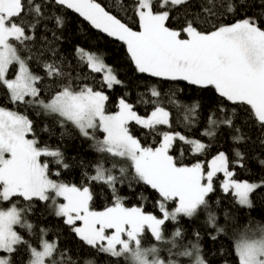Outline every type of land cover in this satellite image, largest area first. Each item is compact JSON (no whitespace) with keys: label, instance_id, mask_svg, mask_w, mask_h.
Returning a JSON list of instances; mask_svg holds the SVG:
<instances>
[{"label":"snow or ice","instance_id":"1","mask_svg":"<svg viewBox=\"0 0 264 264\" xmlns=\"http://www.w3.org/2000/svg\"><path fill=\"white\" fill-rule=\"evenodd\" d=\"M189 2L132 0L133 17L139 23V31H136L105 10L96 0H53L56 5L74 10L109 37L122 41L137 72L170 81H186L201 88L211 87L225 102L250 106L251 117L264 128V29L252 18L219 25L210 31L198 30L195 20H188L180 29L166 26L171 18V8ZM208 5H213V0H206L204 10L214 15ZM223 6L221 3L220 7ZM226 7L229 13L237 10L230 0ZM260 7H264V0ZM42 11V5L36 4L35 0H27L26 4L25 0H0V87H6L12 102L39 104L45 112L58 114L62 118L61 123L70 122L84 137L90 135L89 130H102L104 138L96 142L97 150L130 162L128 167L134 169V178L150 186L162 198L159 209L163 218L146 213L140 207H126L116 195L114 185L118 177L103 165H97L96 174L88 179L101 181L111 188L114 203L102 211L92 210L90 201L93 196L88 186L81 188L75 184L55 182L49 179V164L40 162L39 158L44 156L54 158L57 165L63 164L62 153L42 150L35 139L26 138V134L33 131V122L26 115L0 107V202H10L13 197H22L29 202L25 208L13 205L0 209V251L13 254L18 245H27L28 242L13 226L19 225L32 231L33 225L24 219V213L31 209L33 198L47 201L62 197L65 202L55 207V215L65 218L64 222L87 245L111 257H124L127 264H164L158 258L155 246H141L142 234L146 229L150 230L151 235L159 241L163 239L161 226L166 220L176 221L178 214L192 218L201 207L207 210L206 197L213 192V178L217 173L224 174L221 187L225 193L232 189L239 205L251 206L249 194L261 185L233 179L225 153L221 152L211 160L205 177L201 163L191 166L178 164L169 154L177 138L191 144L195 153L204 150L205 144L195 140L186 141L179 133L163 132L158 146H143L130 133V121L148 129L149 133L155 132L159 125H167L169 113L163 107L154 106V110L145 118L137 115L133 105L121 98L119 110L106 114L105 102L109 97L105 91L73 80L56 61L43 62L45 75L54 78L53 84L58 85L55 95L48 102L40 100V89L36 82L43 78L29 70L27 61L22 58L14 42L25 45L33 40V36L27 34L30 25L22 16L27 13L29 17H39ZM54 19L58 25L63 23L60 16ZM31 27L35 28L36 25L32 24ZM76 52L81 59H86L87 66L93 71H105L106 65L95 54L79 47ZM13 65H18V71L13 79H9L10 66ZM102 83L108 89L122 84L111 68L105 71ZM151 95L158 97L160 93L152 88ZM198 107V103L193 104L187 108V112L194 114ZM209 123L216 126L217 121L210 116ZM220 123L231 126L233 122L229 118ZM239 131L236 129L237 133ZM207 135L211 136L212 132L209 131ZM243 139L239 134L233 136L237 142ZM235 155L238 162L242 153L237 150ZM260 163L264 165V160ZM63 166L68 167L67 164ZM127 170V167L120 169L122 174ZM205 179L207 182L202 183ZM49 192L54 193V197H50ZM168 201L176 204L171 212L165 209L164 202ZM77 221L82 223L77 226ZM215 221L216 214L207 211V222L214 224ZM106 230L113 231L107 235ZM216 231L220 233L224 229L218 228ZM182 235L180 229L173 233L175 237ZM212 239L214 241L216 237ZM39 247L42 250L28 245L29 264H49L46 258L54 256V243L42 240ZM192 247L194 252L185 251L183 255H195V264H205L199 254V246ZM235 251L239 264H264V226L257 224L255 228H246L235 241ZM0 264L13 262L10 256H0ZM85 264L90 262L85 261ZM168 264L174 262L169 261Z\"/></svg>","mask_w":264,"mask_h":264},{"label":"trees","instance_id":"2","mask_svg":"<svg viewBox=\"0 0 264 264\" xmlns=\"http://www.w3.org/2000/svg\"><path fill=\"white\" fill-rule=\"evenodd\" d=\"M96 2L122 23L139 31L138 20L133 17L132 0ZM227 2L229 0H213V5L208 6L212 8L214 15L204 10L206 0H190L188 4L174 8L169 6L171 18L166 22V26L180 29L188 20H195L198 30L210 31L219 25L252 18L261 29H264V7H260L262 0H230L237 6V10L231 13L227 11ZM35 3L42 5L41 15L29 17L25 13L22 16L30 25L27 34L32 35L33 40L25 45L13 42L17 44L22 58L27 61L29 70L43 78L42 81L36 82L40 89V100L48 101L55 95L58 85L53 84L54 78L45 75L43 62L56 61L73 80L86 83L95 90L105 91V95L109 97L105 102L107 114L118 110L121 98L133 105L137 115H148L154 106L163 107L169 113V123L157 126L155 132L149 133L148 129L134 121L129 122L130 133L138 138L143 146H157L163 132L179 133L186 141L197 140L205 144L206 148L200 153H195L191 144L178 138L174 139L169 154L178 164L191 165L199 162L207 169L209 160L223 152L229 161V171H232L233 179L261 185L249 194L251 206H242L235 200L231 190L228 193L222 190L223 175L217 173L213 178V192L206 197L209 205L207 210L201 207L192 218L178 214L176 221L166 220L161 226L163 239L159 241H156L148 230L142 235V244H158L157 254L164 261L192 264L194 255L185 256L183 253L185 251L192 253L194 250L192 246L198 245L199 254L205 260V264H239L235 241L246 228H255L257 224L264 225V165L260 163L264 160V128L251 117L250 106L225 102L211 87L201 88L186 81H170L151 77L147 73H139L122 41L109 37L94 28L74 10L56 5L53 0H35ZM221 3L224 4L223 7H220ZM57 16L63 19L60 25L54 19ZM32 24L36 27L32 28ZM78 47L98 55L122 84L108 89L107 85L102 83V73L89 68L87 61L81 59L76 52ZM16 66H10L8 77L14 75ZM152 88L160 93L158 97H152ZM196 103L199 107L194 114L189 115L187 108ZM0 106L26 115L33 122L31 136L37 141L38 147L62 153L63 164H67L68 167H64L63 164L57 165L54 158L40 157L49 164V179L68 185L75 184L81 188L88 186L93 196V200L90 201L93 210L100 211L114 203L111 188L101 181L88 179L96 174L97 165H103L118 177L114 185L116 195L122 199L126 207L136 206L146 213L162 216L159 209V203L163 202L162 198L150 186L134 178V169L128 167L130 162L125 158L97 150L96 142L104 137L102 130H89L90 135L84 137L70 122L61 123L62 118L58 114L45 112L39 104L12 102L6 87H0ZM210 116L217 121L216 126L209 123ZM229 118L233 122L231 126L220 123ZM236 129L240 130L239 133ZM209 131L212 132L211 136L207 135ZM238 134L245 139L234 141L233 136ZM237 150L242 153L238 162L235 155ZM124 167L128 170L122 174L120 169ZM28 203L22 197H13L10 202H0V208L13 205L25 208ZM164 203L165 209L176 206L174 201ZM207 211L216 214L214 224L207 222ZM24 219L33 225V229L29 231L19 225L15 226L18 234L28 243L18 245L16 252L9 254L13 264H29L28 245L38 247L42 238L54 241L56 245L54 256L46 258L49 264L53 262L85 264V261H89L90 264H127L124 257H111L110 254L98 252L82 241L72 231L71 226L64 222L65 218L55 215L50 200L40 201L33 198L31 209L24 213ZM76 224L78 225L79 221ZM218 228H223L224 231L217 233ZM177 229L182 230V236H173ZM213 236L216 237L214 241Z\"/></svg>","mask_w":264,"mask_h":264},{"label":"rangeland","instance_id":"3","mask_svg":"<svg viewBox=\"0 0 264 264\" xmlns=\"http://www.w3.org/2000/svg\"><path fill=\"white\" fill-rule=\"evenodd\" d=\"M184 38H186V37H184ZM85 52H88V51H85ZM88 53H91V52H88ZM91 54H94V53H91ZM96 55V54H95ZM96 56H98V55H96ZM99 57V56H98ZM100 58V57H99ZM101 59V58H100ZM86 60V59H85ZM102 60V59H101ZM103 63L105 64V62L103 61ZM106 65V69H105V71L107 70V68H110L107 64H105ZM16 71H18V65L16 66V70H15V73H14V75L12 76V77H8L9 79H13L14 77H15V74H16ZM105 71H101V73H102V75H103V78H104V75H105ZM26 98H29V100H31V99H35V98H33V97H26ZM51 100V99H50ZM49 101V100H48ZM48 101H45V102H48ZM119 106V105H118ZM1 107V106H0ZM7 109V108H6ZM9 110V109H8ZM11 110V109H10ZM118 110H119V107H118ZM117 110V111H118ZM154 110V109H153ZM152 110V111H153ZM11 111H13V110H11ZM151 111V112H152ZM166 111V110H165ZM116 112V111H115ZM115 112H113V113H109V114H114ZM151 112L150 113H148V115H150L151 114ZM107 114V113H106ZM148 115H144V116H142V115H139V116H142V117H147ZM26 138H28V139H34L32 136H31V132L30 133H27L26 134ZM104 138V137H103ZM163 138V137H162ZM103 140V139H102ZM101 140V141H102ZM162 140V139H161ZM190 140H194V139H190ZM195 141H197V140H195ZM159 145V144H158ZM157 145V146H158ZM219 154V153H218ZM217 154V155H218ZM216 155V156H217ZM214 158V157H213ZM212 158V159H213ZM40 159V162L43 164V163H45L41 158H39ZM212 159H210L209 160V162H208V164L207 165H209L210 164V162H211V160ZM195 164V163H194ZM191 165H193V164H191ZM191 165H186V166H191ZM202 165V164H201ZM209 170V167H207V169H204L203 168V166H202V171H203V173H204V175H205V177H206V173H207V171ZM222 173V172H221ZM221 175H223V178H222V180H221V184H222V182L224 181V179H225V177H224V174L222 173ZM54 181V180H53ZM236 181H238V182H244L245 180H243V181H239V180H236ZM207 181H206V179L205 180H202V183H206ZM247 182H249V181H247ZM250 183H255V182H250ZM233 193H234V190H232V189H230ZM48 195L50 196V197H54V193H52V192H49L48 193ZM50 200V202H51V205H52V207H53V210H54V212H55V207L56 206H58L60 203H64L65 201L63 200V198L62 197H55L54 199H49ZM10 207H12V206H10ZM10 207H8V208H10ZM133 207H136V206H133ZM8 208H0V209H8ZM175 208V207H174ZM174 208H172V209H166L167 211H169V212H171V211H173L174 210ZM93 210V209H92ZM95 211H99V210H95ZM100 211H102V210H100ZM158 218H163V214H162V216L161 217H158ZM82 222H79V224L77 225V226H79L80 224H81ZM15 226L16 225H14L13 227H14V230L16 231V229H15ZM261 226H264V225H261ZM147 230V229H146ZM112 231L113 230H106V234L107 235H111V233H112ZM149 232H150V230H148ZM17 232V231H16ZM18 233V232H17ZM143 235V234H142ZM42 240H44V241H48L49 243H54L55 244V242L54 241H49V240H46V239H44V238H42L41 239V241ZM156 240V239H155ZM41 241H40V243H41ZM157 241V240H156ZM106 243V242H105ZM142 247H153V246H155L156 248H157V251H158V248H159V246H158V244H149V245H144V244H142L141 245ZM37 248V250H42V248L41 247H36ZM193 252H194V250H193ZM0 256H9V254L8 253H5V252H3V251H0ZM157 256H158V254H157ZM158 258L161 260V261H163L164 262V264H168V262L169 261H171V260H167V261H164V260H162L159 256H158ZM193 263L192 264H195V255L193 256ZM30 262V261H29ZM172 262H174V264H177V262H175V261H172Z\"/></svg>","mask_w":264,"mask_h":264}]
</instances>
